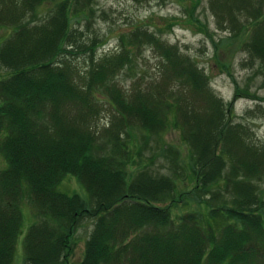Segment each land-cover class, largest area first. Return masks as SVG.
<instances>
[{
	"label": "trees",
	"instance_id": "obj_1",
	"mask_svg": "<svg viewBox=\"0 0 264 264\" xmlns=\"http://www.w3.org/2000/svg\"><path fill=\"white\" fill-rule=\"evenodd\" d=\"M236 1L256 22L243 49L264 65V13L254 7L264 0ZM92 2L0 0V68L9 72L0 76V154L6 162L0 170V264L15 262L24 205L33 218L23 240L24 264H70L83 220L93 229L79 264H264V190L257 185L264 176V142L254 141L244 123L227 120L232 105L216 96L203 70L148 28L122 32L115 49L103 55L97 53L103 39L81 42L91 21L82 17L95 15ZM46 3L54 9L40 19L36 10ZM211 7L224 11L221 4ZM226 29L239 31L235 23ZM143 46L162 60L157 70L171 82L157 85V97L116 80L137 63ZM96 88L113 97L107 102L121 116L102 134L87 121V110L100 101ZM182 90L206 111L204 121H190L185 131L196 152L194 181L178 192L177 150L167 148L175 164L171 176L150 167L130 173L138 155L127 144L134 130L150 138L164 132L169 113L180 112ZM69 175L86 197L62 190ZM181 205L185 212L176 218L173 210Z\"/></svg>",
	"mask_w": 264,
	"mask_h": 264
},
{
	"label": "rangeland",
	"instance_id": "obj_2",
	"mask_svg": "<svg viewBox=\"0 0 264 264\" xmlns=\"http://www.w3.org/2000/svg\"><path fill=\"white\" fill-rule=\"evenodd\" d=\"M211 2L215 5L221 4L224 11L214 13ZM241 5V2L236 0H141V2L94 0L92 2L94 17H90V12H88L90 16L82 17V19L88 17L91 21L89 30L85 32L87 36L81 42L87 45V41L94 39L95 36L103 39L97 52L103 55L115 49L119 34L122 32L137 26L148 28L165 44L177 46L182 55L190 57L198 69L203 70L216 96L232 105V112L230 111V114L226 116L227 120L244 123L251 131V135L253 134L254 141L264 142V65L243 49L245 42L250 43L251 30L255 28L256 22L249 17L250 8L246 10ZM54 6L52 3L42 5L39 11L36 10L37 16L43 19L54 9ZM254 7L260 9L262 14L264 13V2L263 5L254 4ZM229 10H233L232 13ZM78 13L80 14L79 11ZM3 23H9V20ZM232 23L239 27L237 33L226 29ZM83 30H86L85 27ZM1 33H3L2 30H0ZM137 50L139 51L136 55L137 63L119 71L116 80L126 90L133 91L135 87L137 91H149L157 97L158 84L164 82L166 85H171V82L157 70L162 60L159 61L148 46L139 47ZM7 73L9 72L0 68V76ZM181 83L185 84L183 81ZM173 87L179 90L182 85L173 84ZM95 93L100 101L95 108L87 110V121L93 128L98 129L99 134H102L106 128L119 122L121 116L115 111L117 109L113 110L108 103L112 102L113 97L99 88H96ZM178 97L180 102L177 110L180 112L178 114L175 110L178 116H175L173 112L169 113L170 119L167 121L168 126L164 132L157 133L156 136L152 135L150 138L146 132L137 128L138 130L132 133L134 142L128 143L127 147L138 155L135 158L132 156L130 173L150 167L158 173L169 176L174 173L175 164L173 156L167 153V148L177 150L181 158L177 160V164L180 165L178 171L181 172L179 176L183 177V180L178 182L177 191L180 192L189 189L194 181L192 161L196 152L191 142L187 140L185 131L189 129L190 121H204L206 109L202 101L188 90H182ZM76 115L77 112H73V116ZM175 118L180 120V124L175 123ZM183 122H185L184 126L181 125ZM5 167L6 162L0 154V170ZM262 178L257 181V185L264 190V176ZM61 188L68 193L87 196L79 180L71 175L66 177ZM192 208L196 209L195 205ZM184 209V205L175 207L173 215L177 218L185 212ZM22 210L25 219L24 234L18 240L14 264H24L23 240L33 222L28 205H24ZM152 228V225H149L147 230ZM92 229V221L89 220H83L79 225L74 236L73 253L69 257L70 264H79L84 258L86 242Z\"/></svg>",
	"mask_w": 264,
	"mask_h": 264
}]
</instances>
